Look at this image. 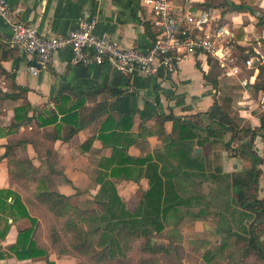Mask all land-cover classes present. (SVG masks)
Wrapping results in <instances>:
<instances>
[{"label": "crops", "instance_id": "crops-1", "mask_svg": "<svg viewBox=\"0 0 264 264\" xmlns=\"http://www.w3.org/2000/svg\"><path fill=\"white\" fill-rule=\"evenodd\" d=\"M6 1L17 21L46 36L66 35L79 22L95 18V31L108 34L123 48L147 50L152 41L150 13L142 0ZM172 2L192 11H209L216 24L229 30L240 68L236 77L224 76L216 62L204 55L181 62L175 73L165 77H123L108 65H73L69 50L57 52L48 67L32 74L28 56L8 47L10 30L0 18V189L16 192L24 204V186L35 202L44 189L69 200L79 196L93 201L100 184L110 183L128 212L141 215L149 178L158 176L175 186L177 196L186 201L166 216L177 213L185 218L192 210L216 212L222 217L214 222V234L220 237L215 244L226 241L231 250H237L243 244L237 235H246L255 215L236 203L233 179L245 175L249 182L256 171L257 180L247 193L249 198L264 200V129L260 127L264 108L259 104L261 94L252 88L259 83L256 63L264 68V0ZM250 50L254 56L244 63L241 56ZM23 106L30 108L15 121L14 110ZM74 112H79L78 118L71 116ZM167 116L196 124L197 137L189 147L163 140L172 128L170 121L163 120ZM130 122L129 131L119 129ZM232 123L251 135L233 140L230 131H221L219 137L218 124ZM208 128L216 129L211 137L206 134ZM16 161H24L34 172L14 175ZM111 170L118 171L112 175ZM193 181L202 183L204 199L188 191ZM177 185L182 186L181 193ZM132 193L138 201L130 211L126 202ZM174 199L169 196V201ZM207 218L214 221L209 216L191 224L203 229ZM23 221L11 225L0 239L3 252H8L17 232L27 227L17 228ZM17 261L11 256L0 264L40 263ZM221 261L264 263L251 255L217 259L214 264Z\"/></svg>", "mask_w": 264, "mask_h": 264}, {"label": "trees", "instance_id": "trees-1", "mask_svg": "<svg viewBox=\"0 0 264 264\" xmlns=\"http://www.w3.org/2000/svg\"><path fill=\"white\" fill-rule=\"evenodd\" d=\"M220 25V24H219ZM259 25H263L261 22ZM153 39V36L151 35ZM244 49H242L243 51ZM254 53L250 50L249 53L243 54L241 59L246 63L250 57H253ZM210 61L211 59L208 58ZM258 75L257 80L259 83L256 86H253L255 94H261L264 91V68L261 67L258 63ZM29 106L19 107L14 110V120L18 121L22 118V115L29 110ZM24 112V113H23ZM71 116L78 118L79 112H74ZM126 117L122 119L125 121ZM164 121H170L172 123L171 132L168 135L163 137V140L173 139L174 141H180L183 146L191 145L192 141L197 137L196 130L198 129L195 123H191L186 120H179L174 116H167L163 118ZM48 125V124H47ZM132 124L130 122L129 126L124 128L120 125L119 129L122 131H129ZM261 129H264V117L261 118ZM79 127H76V131ZM162 130L163 128H158ZM219 137L222 136L221 131H230L232 139L241 140L242 136L251 135L249 130L238 129L235 124L225 126L223 124H218ZM213 130L208 128L206 134L208 137L213 135ZM74 132V131H73ZM148 134H150L148 132ZM91 139L87 141V144L91 143ZM190 143V144H189ZM189 149V148H188ZM11 147L8 146L5 152V155L8 157ZM114 162H119L115 160ZM130 162H133L130 161ZM15 170L13 173L16 176L26 173V175L31 174L34 171H31L24 161H16ZM148 169V168H147ZM145 170L149 172L147 178L150 176V170ZM118 170H111V174L115 173ZM127 173L132 172V170H126ZM254 177L246 181L245 175H238V178H234L232 183L233 192L236 196V203L238 206L245 212L253 213L255 215L254 220L249 225V229L246 232L245 236L237 235V238L242 242V246L237 250H231L230 245L226 241H221L219 244H205V251L203 253V258L206 262L215 263L217 259H227L229 260L232 256H237L239 258L249 257L255 255L258 258L264 259V200L257 199L256 196L249 198L247 190L253 185L252 181L257 180L256 171L253 172ZM252 175V173H251ZM174 187V188H173ZM188 187V186H187ZM185 187V191L187 189ZM189 190L194 195L198 194L203 198L202 194V183H197L193 181L189 186ZM175 186H170L167 183H164L158 176L156 178H149L148 190L143 195V201L141 202L140 207L143 209L141 215L134 213H129L126 209L125 203L121 201L115 187L110 183L100 184V189L95 196L93 202L101 207L104 214L98 220L103 222L102 231L99 236V240L94 244L100 248L105 249L101 253V259L105 260L108 256L109 259H114L116 257L115 251L117 250L121 256L125 255L127 248L129 247L130 240L129 237H137L139 234L141 236H149L151 233H157L161 235L165 234V238L169 241V244L176 245L181 240V233L177 228L173 230L165 229L161 220L164 221L168 212L176 207L186 204L181 197L177 196L178 192L175 190ZM182 186L177 185V191L181 193ZM184 189V188H183ZM172 190V192L170 191ZM174 192V194H173ZM201 192V194L199 193ZM175 196V199L169 201V196ZM37 200L46 206L51 212L56 215H64L62 212L64 209L72 210L70 214H73L77 220H85V217H97L95 215L85 216L84 211L79 210L75 206L69 205V198L61 195L56 192L49 191L44 189L37 194ZM204 199V198H203ZM190 216L195 219H204L206 217L212 216L214 220H220L222 216H219L216 212L207 210H192ZM20 220H27L29 225L23 230H19L15 236L13 244L8 247V252H3L0 249V260L9 258L13 256L19 261L26 260H35L43 261L45 264H55L49 258V251L44 247L40 246L36 240V229L38 225V220L32 217L27 210L26 205L23 203L21 196L16 192L9 189H0V239H4L5 235L9 231L11 225L16 224ZM259 220L258 223L256 221ZM70 227L66 223L65 228H76L80 240L85 243L89 241V238L92 234L99 229L98 227H93L91 230H84L81 224H73L74 220H71ZM80 225V226H79ZM230 233V231H228ZM83 234V235H82ZM138 234V235H137ZM263 237V238H262ZM262 238V240H261ZM133 240V239H132ZM91 241V239H90ZM81 244V242H78ZM202 243H205L202 241ZM171 247L168 248L161 247V251H168ZM174 248V246H172ZM82 249L88 250L86 243L84 246H80L77 250L81 251ZM145 250L151 253H157L158 250L151 245L150 241H147ZM97 256V255H96Z\"/></svg>", "mask_w": 264, "mask_h": 264}, {"label": "built area", "instance_id": "built-area-1", "mask_svg": "<svg viewBox=\"0 0 264 264\" xmlns=\"http://www.w3.org/2000/svg\"><path fill=\"white\" fill-rule=\"evenodd\" d=\"M142 2L150 13L153 29L147 50L123 48L108 34L97 33L95 18L79 22L63 36H46L17 21L6 0H0V18L10 30L8 47L28 56V71L32 74L48 67L54 55L64 50H69L73 65H108L123 77H165L175 73L181 62L199 55L215 61L226 77L240 73L229 41L230 32L216 24L209 11L177 7L172 0ZM259 104L264 108V92Z\"/></svg>", "mask_w": 264, "mask_h": 264}, {"label": "rangeland", "instance_id": "rangeland-1", "mask_svg": "<svg viewBox=\"0 0 264 264\" xmlns=\"http://www.w3.org/2000/svg\"><path fill=\"white\" fill-rule=\"evenodd\" d=\"M214 130L216 129L214 128L213 131ZM216 132L219 133V130H216ZM22 186L23 185H21V190L25 188L27 189H25L26 194L24 195V202L28 207L29 213L32 217L38 220L35 234L36 240L40 246L49 251V258L55 264H209L203 258L205 244L209 243L212 245L220 240V237L214 234L215 220L213 221L212 219L207 218L204 220L203 229L200 227L197 229L191 224L196 220L195 218L190 216L183 218L179 217L177 213H170L165 217L164 221L161 220V223L168 230L177 228L180 233L182 232L181 240L176 245L169 244V241L165 239L167 236L165 237V234L163 233L158 235L153 232L147 237H143L141 234H137V237H133L132 235L128 239L130 240V243L124 256H121L116 250V257L114 259H109L107 256L105 260H102L100 255L105 249L95 245L97 240H99L103 226V222L98 220L104 214L101 207L97 206L91 200L83 201L81 197L77 196L70 200V202L68 201L69 205L75 206L81 211L83 210V215L86 214L85 216L95 215L97 217H91L90 219L89 217H85L84 221L81 219L77 220L73 214H70L72 210L68 209H64L62 212L64 215H56L47 209L45 205L37 201H32L29 188L26 186H24V188ZM129 198V201L126 203L128 209L133 211L138 200L135 199L136 196L134 193H132ZM71 220H74L73 224H81L84 230H95L93 227L99 226V229L95 234L91 235L89 241H85L88 250H77L78 247H83L85 243L80 240L78 232L76 231L77 227L68 228V230L65 228L66 223L70 227L69 223L72 222ZM28 225V221L25 220L19 225V227L17 226V228L24 226L28 227ZM262 227L264 229V225ZM79 241L81 244L78 243ZM147 241H150L151 245L158 250L157 253H151L144 249ZM202 241L205 243H202ZM168 246L171 247L168 251H161V247L168 248ZM172 246H174V248H172ZM17 262H19V260ZM37 262H40L39 264H45L44 260H39ZM221 262V264H226L225 261ZM250 262H253V260H250ZM19 264L32 263L27 262ZM259 264L264 263L260 262Z\"/></svg>", "mask_w": 264, "mask_h": 264}]
</instances>
